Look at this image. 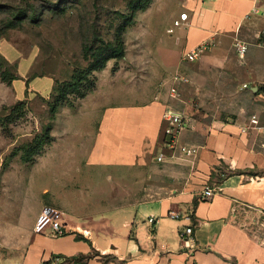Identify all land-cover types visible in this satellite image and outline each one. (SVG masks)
<instances>
[{
  "label": "rangeland",
  "instance_id": "obj_1",
  "mask_svg": "<svg viewBox=\"0 0 264 264\" xmlns=\"http://www.w3.org/2000/svg\"><path fill=\"white\" fill-rule=\"evenodd\" d=\"M131 2L0 0V28L8 14L19 10L34 9L40 20L25 21L0 37V55L20 77L10 85L0 77V237L8 236L13 227L26 226L20 218L28 222L45 208L62 212L72 222L73 217L162 193L157 188L163 179L158 167L128 168L89 159L99 121L111 106L165 96L169 104L204 124L250 113L236 110L239 103L249 102L248 92L228 86L230 75L242 66L235 45L227 49L223 61L208 50L189 66L174 65L182 62L184 53L174 54L169 45L180 47L174 40L183 27H175L174 21L187 0H153L138 11L135 22L125 27L126 55L109 57L103 68L96 69L95 57L86 53L85 46H100L98 38L112 42ZM172 27L174 32L169 31ZM78 68L92 69L86 95H71L60 105L52 141L33 161L24 160L28 145L51 121L54 89ZM177 70L190 80L179 85L180 100L169 94Z\"/></svg>",
  "mask_w": 264,
  "mask_h": 264
},
{
  "label": "crops",
  "instance_id": "obj_2",
  "mask_svg": "<svg viewBox=\"0 0 264 264\" xmlns=\"http://www.w3.org/2000/svg\"><path fill=\"white\" fill-rule=\"evenodd\" d=\"M185 6L189 17L174 40L180 47L169 45L171 52L185 53L209 40V51L223 61L237 40L246 42V57L229 74L228 86L249 93V102L239 103L236 110L258 113L264 120V45L258 37L264 28V0H187ZM254 6L260 12L250 15ZM182 64L190 62L174 65ZM167 104L162 96L107 108L88 152L93 162L160 168L163 179L157 188L162 193L73 217L72 222L66 218L74 230L62 236L36 232L41 212L28 222L20 218L26 226L0 237V264H68L69 258L82 254L93 256L70 264H264V153L259 134L243 132L236 124L246 114L206 124L195 117V128L184 131L180 141L199 146L198 156L193 161L169 156L158 162ZM206 185L217 188L212 198L203 196ZM171 208L193 211L192 220L170 217ZM188 226L193 228L194 250L185 248L180 238Z\"/></svg>",
  "mask_w": 264,
  "mask_h": 264
},
{
  "label": "built area",
  "instance_id": "obj_3",
  "mask_svg": "<svg viewBox=\"0 0 264 264\" xmlns=\"http://www.w3.org/2000/svg\"><path fill=\"white\" fill-rule=\"evenodd\" d=\"M259 12V8L254 6L250 15ZM188 17V13H181L180 18L174 21V26H180L181 22L188 20ZM175 27L170 28L169 31L174 32ZM258 37L260 39V45H264V28L260 31ZM211 46V41H203L196 47L187 50L183 55V60L188 62L196 61L208 50H210ZM235 48L238 56L243 60L246 57L248 51L247 43L242 40H237L235 43ZM189 81L190 80L187 76L182 74L180 71H177L172 76V83L169 89L170 96L175 100H180L179 85L181 83H188ZM247 86V84H244V87ZM163 121L166 123L163 134V146L157 154L156 160L158 162H165L170 156V158L193 161L198 156L200 147L181 143L180 141V136L184 131L193 129L196 126V118L193 116V114H190L186 110L177 109L172 104L168 103L163 113ZM235 122L243 132L253 130L257 131L260 136V151L264 153V120L261 119L260 115L258 113H249L242 119H236ZM216 191L217 188L215 186L206 185L203 190V196L206 199L212 198ZM169 216L174 219L185 218L187 220H192L193 211L171 208L169 211ZM149 220L153 222L155 217L151 216ZM35 230L38 233H45L48 230L53 236H62L73 232L74 229L69 225V222L62 212L52 208H45L38 219ZM75 230H77L79 233H83L84 235H90L89 230L80 228H76ZM192 234V226H188L184 230L180 231V238L183 242V246L190 250H194L197 247L196 241L193 239ZM9 264L21 263L14 262ZM56 264L58 263L56 262Z\"/></svg>",
  "mask_w": 264,
  "mask_h": 264
},
{
  "label": "trees",
  "instance_id": "obj_4",
  "mask_svg": "<svg viewBox=\"0 0 264 264\" xmlns=\"http://www.w3.org/2000/svg\"><path fill=\"white\" fill-rule=\"evenodd\" d=\"M152 1L153 0H132L130 3V11L128 13L121 14L124 24L122 27L118 28L112 42L106 41L104 38H98L97 40L98 43L100 42V46H85L86 53L95 57L94 65H96V69L103 68L109 57L122 59L126 55L124 38L125 27L127 24H133L135 22L136 13L140 10L148 8ZM25 21H29L31 23L39 22L40 20L38 19L37 11L33 9L32 11L27 10L26 13H23L19 10L15 14H8V16L2 20L3 25L0 28V37H2V35H4L8 30L20 27L25 23ZM91 71L92 69L78 68L69 80L60 83L59 86L54 89L55 92H57V96L55 101L49 104L51 121L44 127L43 131L32 140L30 145H28L22 155L24 160L33 161L34 155L42 149L45 144L52 141L53 121L56 118L60 105L64 102H68L71 95L77 94L80 97H84L86 95V91L84 90L86 87L85 83L87 82L88 75ZM0 77L3 82L9 85L20 79L19 75L12 70L8 61L2 55H0ZM16 108L17 106L13 107L12 113L16 111ZM92 256L93 254L73 256L69 258L68 264Z\"/></svg>",
  "mask_w": 264,
  "mask_h": 264
}]
</instances>
